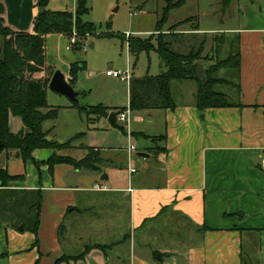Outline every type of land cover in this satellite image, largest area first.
Listing matches in <instances>:
<instances>
[{
  "label": "crops",
  "instance_id": "obj_1",
  "mask_svg": "<svg viewBox=\"0 0 264 264\" xmlns=\"http://www.w3.org/2000/svg\"><path fill=\"white\" fill-rule=\"evenodd\" d=\"M40 1L2 0L6 25L16 31L29 30L40 10ZM77 1L48 0L46 8L73 12ZM232 1L222 6V10L231 6ZM242 11L245 22L236 27L202 28L198 25V31L190 28L180 31L184 34L177 39L178 47L183 42L189 44L186 39L199 34L209 38L207 44L208 51H213L211 55L218 54L211 36L223 34V37L235 41L234 51L238 50L240 55L239 69L236 73L232 71L230 77L233 86H229V93L224 92L234 106L206 108L199 112L194 100L196 84L189 80L177 81L182 94L181 99L174 100L173 109L141 110L130 121V132L165 135L164 140L157 143L164 150L156 155L148 150L153 147L149 139H143L146 147L143 151H137L135 140L142 138H128L121 130L100 131L102 127L96 124L100 119L107 118L88 122L86 116L73 107V103L65 96L61 95L63 97L53 101H50V95L47 96L48 106L59 109L54 119L43 123L49 140L63 143L78 133H85L84 137L76 140L78 145H74V148L56 153L82 158L85 151L81 147L89 146L100 152L106 162L99 173L76 170L67 164H57L50 172L45 161L53 154L51 149L34 150L32 160H28L25 167L15 152L10 155L0 153V169H6L11 175L25 176L23 182L14 181L7 188L0 187V199L8 191L24 195L25 192L32 194L38 190L42 195L37 245H34V234L25 230V223L24 229L19 231L18 226H14L13 217L0 215V264H35L36 261L37 264H54L63 255L81 253L87 243H92V248L83 258L64 260L59 264L244 263V257H248L246 252L251 251L264 233V14H256L247 6H242ZM126 34L139 36L136 31L129 32L124 34L125 39L129 37ZM64 41L65 36L62 34L47 36L46 63L60 70L69 82L70 64L80 61L63 55V51H67L62 43ZM231 41L227 50H224V58L232 52ZM48 42L51 49H48ZM75 48L79 49V46ZM208 51H204L203 56ZM200 63L206 70L207 65ZM162 70L164 68L161 66ZM131 74L142 77L134 71ZM36 76H43V73ZM107 77L112 78L116 87L103 94L98 104L108 107L110 113L128 105L129 92L127 83L122 91L125 99L123 104L118 100L122 93L116 78ZM75 89L79 92L82 106L93 105L82 103L85 91L79 85ZM61 117L68 122V128L71 124L73 127L66 136L58 138L56 130ZM8 125L12 133L27 131L21 119L11 114ZM129 143L134 144L136 149L128 156L126 147ZM138 152L148 156L140 157ZM133 154L138 158L134 164L131 163ZM120 157L126 164L125 168L119 169H125V182L119 181L117 175L120 162L116 160ZM36 163L40 164L39 168ZM131 168L135 170L133 173H130ZM104 172L107 179H100ZM99 179L101 182H98ZM94 183H102L106 189L93 191L91 188ZM99 192L121 195L127 199L126 215L122 218L123 229L120 228L119 217L78 215L82 212L72 210L94 198L92 193ZM0 204L5 205L3 200ZM170 220L174 221L172 225L175 227H189L191 234H188L187 241L192 235L195 239L184 245L186 239L183 229L171 230ZM179 221L182 224H178ZM143 226L163 237L159 238L163 241L160 248L135 240L134 233ZM116 227L126 230L130 236L109 246L110 257L105 260V252L96 248L95 244L115 241ZM111 237V241L104 242V239ZM95 238L100 242L93 243ZM76 243H82V248L74 253L78 246ZM156 251L159 258L154 256Z\"/></svg>",
  "mask_w": 264,
  "mask_h": 264
},
{
  "label": "trees",
  "instance_id": "obj_2",
  "mask_svg": "<svg viewBox=\"0 0 264 264\" xmlns=\"http://www.w3.org/2000/svg\"><path fill=\"white\" fill-rule=\"evenodd\" d=\"M166 3L161 9L159 19L156 21L153 32L146 38L139 36H129L126 39L127 48L130 55L137 58L141 52L155 51L164 70L156 75L146 73L142 77L130 78L128 83V106L131 111L153 110V109H173L175 107L172 96V81L189 80L196 84L195 107L199 112L206 108H224L232 107L228 96L215 90L216 85L229 84L230 81L216 74L219 70L229 69L237 72L239 69L240 55L236 50L231 52L226 58L217 59L209 64L204 71V81L196 77L197 65L205 61L208 57L203 56L202 41L196 48L190 46L187 51H179L174 45H177L178 37L184 34L179 29L181 26L190 23L191 20H197V17H189L179 21L166 30L162 29L168 20L171 10L184 5L187 0H165ZM231 0H224L223 4L227 5ZM48 0H41L39 3L40 10L32 20L31 26L27 31H16L8 27L4 20V6L0 0V38L2 46L0 51V153L6 155L15 152L24 162L32 160V152L37 149H51L53 154L45 161L50 172L57 164H67L76 170H87L91 172H102L104 159L100 152L89 146H82L88 152L79 159H73L70 156H61L56 151L67 149L72 146V142L84 137L85 133H78L64 143H58L47 138V133L43 129V123L47 120L54 119L58 114V107L50 108L47 103L48 82L55 69L46 63V39L51 34H62L69 37L75 27L78 37L84 38L87 35L94 34V26L90 22L83 21L81 16L87 11L86 0H78L73 12L68 10L51 11L46 8ZM180 30V31H178ZM198 31V24L190 29ZM106 37H118L121 41L124 39L122 34L113 32L105 33ZM156 35V36H155ZM223 36V35H221ZM215 51L218 47L214 44ZM231 49V46H230ZM85 68V62H73L69 67V84L74 86L79 70ZM43 73V76L36 74ZM234 86L239 89L237 84ZM84 93H80L83 95ZM80 113H83L88 122L94 119L107 118L110 110L102 104L92 106H82L73 103ZM125 107L118 108L114 113L123 110ZM17 116L21 119L26 132L20 130L12 133L9 129V115ZM93 117V118H92ZM123 134L126 135L124 126H118ZM131 137L149 139L153 147L148 148L149 152L156 155L164 150L157 145L163 141L165 135L151 136L142 132H130ZM39 163H36L39 168ZM24 174L11 175L6 169H0V187L7 188L10 182H23ZM13 194L8 201L18 200L21 195L19 192L8 191ZM25 194H29L25 192ZM32 200L29 201L30 208L34 214L29 221H25V230H30L34 236V245H37V228L39 224V215L42 204V195L40 191L32 194ZM9 204V202H4ZM72 210L81 211L79 208ZM20 222L14 224L18 226ZM205 230L208 228L204 227ZM62 232V226L59 227V234ZM126 239V238H124ZM122 238V240H124ZM121 241H115L113 244H95V247L104 251L109 246L118 244ZM109 247V248H110ZM92 248L86 245L84 250L77 255H63L58 258L54 264H59L64 260H77L83 258L87 251ZM157 251L154 256L157 255ZM161 256V254H160ZM37 264V261L35 262Z\"/></svg>",
  "mask_w": 264,
  "mask_h": 264
},
{
  "label": "rangeland",
  "instance_id": "obj_3",
  "mask_svg": "<svg viewBox=\"0 0 264 264\" xmlns=\"http://www.w3.org/2000/svg\"><path fill=\"white\" fill-rule=\"evenodd\" d=\"M223 1L224 0H187L181 7L170 11L168 20L165 25H163L162 29L166 30L169 26L186 18L194 16L197 17V20H191L190 23L181 26L179 29H191L195 25L196 21L199 27L202 28L236 27L238 25L244 24L245 22L242 6L251 7L252 11L256 14H264V2H262V0H233L231 6H229L225 10H222V6H226L223 4ZM165 3V0H86L87 11L83 13L81 19L83 21L90 22L94 26L95 32L93 35H87L84 38H80L77 35L75 27H73L72 31L76 33L77 44L70 50L63 51V55L69 57V59L85 61L86 63V67L78 71L76 83L74 86H72L74 90H76L75 88L79 85V87L85 91L84 97L81 98L82 103L89 102V104L96 105L99 102L98 100L102 98L103 94L116 87L115 83L111 81L112 78H108L106 76L105 72L107 70H125L130 63V71H134L135 74L138 73L140 74V76H143L146 72H148L149 74H158L161 66L162 69L164 68L158 54L155 51L141 52L140 54H138L137 58H134L132 55H130L127 51L126 39L124 34L129 32L135 33L136 31L139 36L146 37L149 33H152L153 29L155 28L156 21L160 17L161 9L165 5ZM108 32H113L114 34H122L124 36V39H122L121 41L118 37L108 38L105 36V33ZM221 35L223 34H216L214 36H211V42L213 43V46L215 44L218 47L217 55H211V53H213L212 50L208 51L207 43L208 41H210L208 40L209 38H203L198 34V36L187 38L186 40L187 42L189 41V44L196 48L202 41L204 42L202 55L204 54V51H208V54L205 55L208 58L203 61V63L204 65L208 66L209 64L217 61V59H222L226 56L224 50H227L228 44L231 40ZM68 39L69 37H65V43L62 42L63 46L64 44H66ZM0 41L1 51L2 38H0ZM189 44L183 42L181 43L180 47H178L177 45H174V47H176L179 51H187V48L191 46H189ZM76 46H79V49H76ZM49 48L51 49L50 43L48 42V49ZM234 49L235 41H231L232 53L234 52ZM162 71H160V73ZM231 73L232 71L229 69L219 70L216 75L218 77L228 79L230 83L216 85L214 89L229 93V91L231 90L229 86H233V79H231L230 77ZM116 82L120 87V93H122V91H124V88L127 86L128 81L116 79ZM178 85L179 82L177 81H173V83L171 84L174 100L181 99L180 96L182 92L179 89ZM48 95H50V101H53L58 97H63L60 94H57L49 89L47 90V96ZM118 100L125 104L124 92L121 94V96L118 97ZM131 112L132 119V116L136 115V112L138 111ZM58 121L59 122L57 124L56 135L59 138L66 136V134H68V132L72 130L73 125L71 124V127L68 128L66 126L68 125V122H66V120H64V118L62 117ZM116 123L118 126H122V123ZM96 126L102 127L100 131L104 132L120 130L118 127L112 125L108 121V119H100ZM130 129H132L131 123ZM89 143L92 142L90 141ZM135 143L137 146V151H143L146 147V141H144L143 139L135 140ZM76 144L77 141L72 142V146L67 149L74 148V145ZM94 144L96 145L97 143ZM67 149H61L58 151L64 152L67 151ZM83 150L85 151L86 155L88 151L84 148ZM58 155L67 156L64 154ZM72 158L76 160L81 159L77 157ZM120 158L116 160V162H120L118 164L117 175L119 181L125 182V173L123 171L125 169H122V171L119 169L125 168L126 164L122 161V157ZM136 159L138 158L135 156V154H133L131 163L133 162L134 164V160ZM20 161L23 164V167H25L27 161L24 162L21 158ZM105 173L106 172H104V174ZM98 182H101L100 179L98 180ZM92 194L95 197L90 199V201L83 204L81 203L80 207H73L79 208L81 210H75L77 212H82L78 215H108L113 219L119 217V225L120 228L123 229L122 218H125L126 215L127 199H125L124 196L111 193L99 192ZM11 196H13V194L9 193L1 196L2 198L0 199V201L3 200V202H9V204H0V215H8V217L10 218L13 217L15 220V224L20 222L18 225L20 226L21 224H24L25 221H29L31 216H33L34 214V212L30 208L28 209V205H30L29 201L32 200V195H21L18 200L10 202L8 201V199ZM169 222L171 223V225L172 223H174V221L171 220ZM178 224H182V222L179 221ZM172 228H176V231L183 229L186 239V243L184 245L189 244L190 241L192 242L195 239L192 235V237H190L189 239L190 241H187V239L189 238L188 234L190 233V229L187 225L185 227H175V225L173 224L171 226V230H173ZM122 229L120 230L119 227H116V229L114 230L115 241H118L119 239L122 240V238L124 239L130 236L128 233H126V230ZM148 229L149 228H147L146 226H143L140 230H137L134 233L133 237L137 242L143 244L149 243L154 247L158 246V248H160L159 246H161L163 241L161 242L159 238L163 237L159 236L157 232H152ZM112 238L113 237L104 239V242L111 241ZM96 241L100 242L98 238H95V241H93V243H95ZM115 241L108 244H113ZM76 245L78 246L74 249V253L79 252L82 248V243H76ZM86 245L91 246L92 243H87ZM108 249L110 248H106L104 250L106 255L105 260L110 257V251L108 253ZM246 253L248 254V257H244L243 264H264V233L262 234L261 239L255 243L254 247L252 246L251 251Z\"/></svg>",
  "mask_w": 264,
  "mask_h": 264
},
{
  "label": "water",
  "instance_id": "obj_4",
  "mask_svg": "<svg viewBox=\"0 0 264 264\" xmlns=\"http://www.w3.org/2000/svg\"><path fill=\"white\" fill-rule=\"evenodd\" d=\"M204 71L205 69L203 68L202 64L198 63L197 69H196V77H198L201 80V82H203L205 79ZM48 89L60 95L65 96L72 103L80 104L79 103V92L74 90V88L69 84L68 79L65 77V75L58 69H56L53 72L48 82ZM107 119L111 124H114L116 122V113L110 112ZM1 146H2V142L0 141V147ZM137 155L140 157L148 156L142 152H138ZM100 179H107V175L102 174ZM23 229H24V224H21L20 226H18L19 231H22ZM157 258H159L158 255H157Z\"/></svg>",
  "mask_w": 264,
  "mask_h": 264
},
{
  "label": "built area",
  "instance_id": "obj_5",
  "mask_svg": "<svg viewBox=\"0 0 264 264\" xmlns=\"http://www.w3.org/2000/svg\"><path fill=\"white\" fill-rule=\"evenodd\" d=\"M72 32L73 33H71L68 41L65 44V50H67V51L70 50L73 46H75L77 44L76 33L74 31H72ZM126 35L129 36V34H126ZM126 45H127V43H126ZM127 50H128V48H127ZM130 70L131 69H130V64H129V66H127V68L125 70H107L105 72V74L107 76H111V77L116 78V79L128 81L127 83H129L130 78L132 76ZM116 121L122 123V126H124V128L126 130L127 137L131 138L130 129H129V125H130V121H131V110H130L129 106L125 107L123 110H120L116 113ZM135 149H136L135 145L132 143H129V145L126 147V152H127L128 156ZM134 171H135L134 168L130 169V173H133ZM91 189L93 191H104L106 189V187L102 183H94L92 185Z\"/></svg>",
  "mask_w": 264,
  "mask_h": 264
}]
</instances>
